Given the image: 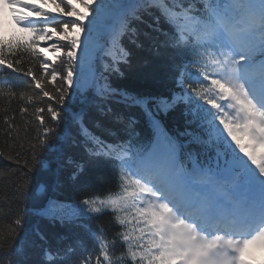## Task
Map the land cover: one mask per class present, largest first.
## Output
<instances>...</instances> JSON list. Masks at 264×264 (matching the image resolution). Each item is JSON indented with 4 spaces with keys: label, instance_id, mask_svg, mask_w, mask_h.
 Listing matches in <instances>:
<instances>
[{
    "label": "snow or ice",
    "instance_id": "6c2138e0",
    "mask_svg": "<svg viewBox=\"0 0 264 264\" xmlns=\"http://www.w3.org/2000/svg\"><path fill=\"white\" fill-rule=\"evenodd\" d=\"M146 15L159 96L119 83ZM0 101V177L34 200L0 204V264H264V0H0ZM65 185L86 198L62 203ZM55 224L88 238L53 243Z\"/></svg>",
    "mask_w": 264,
    "mask_h": 264
},
{
    "label": "trees",
    "instance_id": "16d2710c",
    "mask_svg": "<svg viewBox=\"0 0 264 264\" xmlns=\"http://www.w3.org/2000/svg\"><path fill=\"white\" fill-rule=\"evenodd\" d=\"M83 11V9H81ZM152 25V27H150ZM132 27L136 29L137 35L132 37L136 40V42L142 47H137L136 44L129 42V37L124 38V46L130 51L131 53V67H125L122 65V69L126 72L127 76L125 79L120 80L119 83L121 86L129 89L130 91L141 93L144 95L150 96H159L166 92V89L163 84V71H164V63L165 57H157L153 52V47L155 44L159 43L160 37L159 34L154 31V21L151 16H144L143 22L135 21L132 24ZM164 27H167L165 25ZM131 35V34H129ZM15 84L22 85V81L13 80ZM77 106L79 105V98H76ZM6 107V102L0 101V109ZM15 107V105H13ZM117 110H121L120 106L114 105ZM137 116H141L138 109L133 110ZM3 113L0 112V150H3V145L5 144V138L3 136V120H2ZM166 122L169 128H175L177 130H183L184 118L181 116L179 110L175 112H170L166 118ZM17 123L20 125V136H24V125L21 122V118L17 115ZM141 127H143V117L141 116ZM63 128V125L61 126ZM32 135H35L33 132ZM53 145L58 146V141L53 139ZM8 167L11 170H15L16 166L9 161L0 160V167ZM35 175V173H34ZM17 179L15 176L11 177H0V204H10L12 209L19 207L20 209H27L30 213L33 210L34 200L32 199V188L31 182L29 184V188L27 190L25 197H17L12 195L13 193V182ZM86 190V189H85ZM60 200L62 203L72 204L77 202V200L84 199L86 196L84 195V190H81V187L72 186V185H65L62 189V192L59 193ZM107 195V193H106ZM17 199L21 200L22 203L16 204L14 201ZM34 216L32 215H25L24 222L17 229L16 239L19 241V238L24 234L23 231L26 233L23 243L19 242L20 245L27 244L33 228L30 227L31 221L33 222ZM111 216L104 215L99 218L98 221L93 223H102L109 232V235L113 234V228L110 223ZM8 224L7 220L0 219V227L5 226ZM46 230L52 240L55 243V239L57 236L61 234L67 235V240L63 241L62 245L74 243L78 238L85 239L86 234L83 232H77L75 230L69 231L61 227L59 224L55 225H48ZM23 233V234H22ZM13 261L17 259V257L13 256L11 258ZM30 264L32 262L39 259L38 256V249H33L30 251V255L28 257Z\"/></svg>",
    "mask_w": 264,
    "mask_h": 264
}]
</instances>
